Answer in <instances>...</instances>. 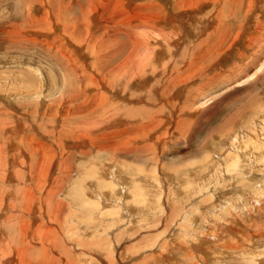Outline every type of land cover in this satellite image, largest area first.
I'll use <instances>...</instances> for the list:
<instances>
[{
    "label": "rangeland",
    "instance_id": "obj_1",
    "mask_svg": "<svg viewBox=\"0 0 264 264\" xmlns=\"http://www.w3.org/2000/svg\"><path fill=\"white\" fill-rule=\"evenodd\" d=\"M0 264H264V0H0Z\"/></svg>",
    "mask_w": 264,
    "mask_h": 264
},
{
    "label": "bare ground",
    "instance_id": "obj_2",
    "mask_svg": "<svg viewBox=\"0 0 264 264\" xmlns=\"http://www.w3.org/2000/svg\"><path fill=\"white\" fill-rule=\"evenodd\" d=\"M240 155V154H239ZM127 190V189H126Z\"/></svg>",
    "mask_w": 264,
    "mask_h": 264
}]
</instances>
